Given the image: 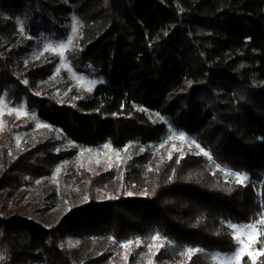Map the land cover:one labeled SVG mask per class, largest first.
I'll return each instance as SVG.
<instances>
[{"label":"trees","instance_id":"obj_1","mask_svg":"<svg viewBox=\"0 0 264 264\" xmlns=\"http://www.w3.org/2000/svg\"><path fill=\"white\" fill-rule=\"evenodd\" d=\"M72 9L84 22L104 25L99 33L88 30L73 59L103 83L76 104H60L39 91L49 67L20 70L29 44L18 40L12 18L26 19L32 36L41 30L65 36ZM4 93L26 98L41 121L77 145L158 146L168 131L154 113L197 138L211 159L144 150L126 169L120 196L92 198L59 223L44 224L41 210L13 198L25 177L50 173L46 167L61 157L47 143L14 162L5 158L0 195L13 199V212L4 206L0 215L3 264H118L114 248L137 239L142 244L123 264H146L139 255L148 254L154 237L164 246L147 264H214L209 254L236 247L230 225L264 214V0H0ZM68 238L78 245L67 246ZM262 242L264 233L255 243L257 264H264ZM188 247L202 251L188 256Z\"/></svg>","mask_w":264,"mask_h":264},{"label":"rangeland","instance_id":"obj_2","mask_svg":"<svg viewBox=\"0 0 264 264\" xmlns=\"http://www.w3.org/2000/svg\"><path fill=\"white\" fill-rule=\"evenodd\" d=\"M12 19L16 24L18 40L29 44V50L19 61L20 70L25 71L39 66L50 68V75L38 83L39 91L49 93L60 104H76L87 98L97 85L103 83V80L96 74L84 73L83 70L78 69L73 60L78 56L76 52L80 51L88 42V30L101 32L104 25L100 20L86 23L72 9L66 22L65 36L55 30L52 32L41 30L37 36H32L28 30L26 19L21 16ZM69 39L71 43L66 48L58 47L61 43H67ZM214 99L215 97H211V100ZM149 115L153 121L163 123L168 131L164 140L157 144L158 146L152 145L150 150L136 148L133 145H127L123 149H116L111 144L94 147L83 146L65 139L60 130L41 121L36 110L29 107L26 98L20 102L13 101L4 93L0 96V173L8 166L7 163H4L5 158L14 162L27 150L38 148L42 144H51V152L60 156V160L53 167L47 166L46 169H51V172L42 177H25L27 183L19 188L17 195L13 198L21 199L24 203L34 205L41 210L46 219L44 224H49L59 223L73 207L82 206L92 198H97L96 202H102L109 196H120L119 193L124 187V174L137 153L149 150L153 156L161 157L165 154L169 158L172 153L179 154V152L185 151L205 156L204 152L207 151H200L202 147L197 138L175 128L167 118L159 114L149 113ZM180 133H183L184 139H180L178 135ZM190 141H194V143L190 144ZM197 144L200 148L196 147ZM207 153L209 154V152ZM209 156L211 157L210 154L207 157L209 158ZM108 176H111L112 180L118 181L119 186L110 187ZM93 180L95 185L92 183ZM144 192L141 191L140 194ZM13 199L0 195V215L5 216L4 206H11L10 213L13 212ZM43 215L37 213L35 216L41 219ZM261 219H264V214H257L246 222V224L255 222V228L247 233L235 230L236 237L240 238L245 251L251 252L252 256L243 255L239 261H233L232 264H241L243 259L252 264L254 261V264H257L260 252L255 249V243L259 235L264 233V223L259 222ZM1 235L2 233H0V237ZM162 241L161 238L151 240L148 254L139 255L143 258V262H152V254L157 253L164 246ZM137 242L120 243L118 247L114 248L111 260L118 261V264L125 263L128 256L135 253L134 251L142 244L140 239H137ZM65 243L69 247H76L79 241L68 238ZM193 253H189L188 256ZM232 253L209 254L210 262L227 264L226 257ZM0 256L3 257L0 258V264H3L6 256L5 246L1 247Z\"/></svg>","mask_w":264,"mask_h":264},{"label":"snow or ice","instance_id":"obj_3","mask_svg":"<svg viewBox=\"0 0 264 264\" xmlns=\"http://www.w3.org/2000/svg\"><path fill=\"white\" fill-rule=\"evenodd\" d=\"M70 43H71V40L69 39L67 43H61V44L58 45V47L60 49H63V48H66L68 46V44H70ZM61 55H62V53H61ZM178 135H179L180 139H184L183 133H180ZM191 143H194V141H190V144ZM196 147L200 148V146L198 144L196 145ZM200 151L204 152V150L202 148H200ZM197 154H199V153H197ZM204 155L208 156L209 154L207 152H204ZM209 159H211L210 156H209ZM231 175L237 177L240 180H246L247 179V177H241V176H239V174H236V173H231ZM129 195H131V193H129ZM144 195H147V193H144ZM259 222L260 223H264V219H261ZM230 227H232L236 231H241V232L247 233L248 231H250V230L255 228V222L249 223V224H242V225H239V226L230 225ZM154 238L155 239H159V237H154ZM234 239H236V241H237V247L233 250V253L231 255L226 257L227 264H232L233 261H239L242 258L243 255H248L249 257L252 256L251 252H246L245 251V247H244V245L241 242L239 237H234ZM262 243H264V242H262ZM197 251H202V250L195 249V248H192V247H188L186 249L187 253H193V252H197ZM0 258H3V257L0 256ZM253 264H254V261H253Z\"/></svg>","mask_w":264,"mask_h":264}]
</instances>
